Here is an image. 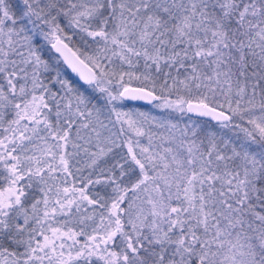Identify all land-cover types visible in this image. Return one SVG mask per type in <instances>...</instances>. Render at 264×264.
Segmentation results:
<instances>
[{"label": "snow or ice", "instance_id": "obj_1", "mask_svg": "<svg viewBox=\"0 0 264 264\" xmlns=\"http://www.w3.org/2000/svg\"><path fill=\"white\" fill-rule=\"evenodd\" d=\"M0 264H264V0H0Z\"/></svg>", "mask_w": 264, "mask_h": 264}]
</instances>
